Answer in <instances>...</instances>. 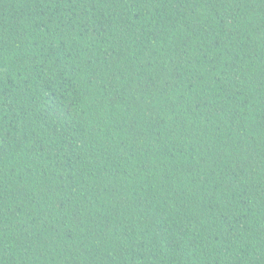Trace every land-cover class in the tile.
Returning <instances> with one entry per match:
<instances>
[{
	"label": "trees",
	"instance_id": "1",
	"mask_svg": "<svg viewBox=\"0 0 264 264\" xmlns=\"http://www.w3.org/2000/svg\"><path fill=\"white\" fill-rule=\"evenodd\" d=\"M0 264H264V0H0Z\"/></svg>",
	"mask_w": 264,
	"mask_h": 264
}]
</instances>
